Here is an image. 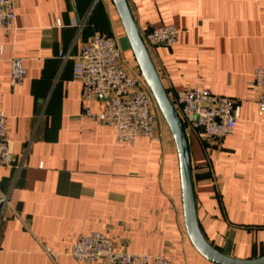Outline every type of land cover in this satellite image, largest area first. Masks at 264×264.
Segmentation results:
<instances>
[{
	"label": "crops",
	"instance_id": "1",
	"mask_svg": "<svg viewBox=\"0 0 264 264\" xmlns=\"http://www.w3.org/2000/svg\"><path fill=\"white\" fill-rule=\"evenodd\" d=\"M127 1L141 34L178 31L172 47L147 48L169 97L198 87L238 107L219 148L186 130L196 211L216 250L237 260L263 257L264 125L249 84L264 66V0ZM95 35L115 39L127 69H137L111 0H17L13 29L0 32V112L12 155V165L0 168L9 205L0 213V264H83L71 247L94 232L116 252L211 264L188 239L177 152L160 112L159 140L133 145L116 144L111 127L85 115L84 108L99 115L104 102H82L72 68ZM13 59L25 71L19 85L10 81Z\"/></svg>",
	"mask_w": 264,
	"mask_h": 264
},
{
	"label": "built area",
	"instance_id": "2",
	"mask_svg": "<svg viewBox=\"0 0 264 264\" xmlns=\"http://www.w3.org/2000/svg\"><path fill=\"white\" fill-rule=\"evenodd\" d=\"M17 0H0V32L13 29L16 19ZM55 26L60 28V21ZM72 26L82 28L76 20ZM147 48L172 47L178 36L173 26L149 29L141 34ZM63 60L68 55L61 56ZM20 59L11 60L10 81L19 85L24 78ZM74 81L80 83L81 100L89 103L103 100L104 108L99 115H85L111 127L116 144L133 145L137 139L150 142L159 140L156 135L155 110L158 108L138 68L128 70L122 52L113 38L95 35L82 45L72 68ZM256 95V106L264 125V66L257 67L249 84ZM185 130L200 133L209 149L219 148L223 140L234 130L238 107L229 98L215 96L198 87L185 88L170 97ZM8 119L0 112V168L12 165L10 146L6 139ZM7 197L0 189V213L8 208ZM48 252V251H47ZM70 256L83 264H170L162 256L135 255L116 252L113 241L94 232L80 236L71 247Z\"/></svg>",
	"mask_w": 264,
	"mask_h": 264
},
{
	"label": "water",
	"instance_id": "3",
	"mask_svg": "<svg viewBox=\"0 0 264 264\" xmlns=\"http://www.w3.org/2000/svg\"><path fill=\"white\" fill-rule=\"evenodd\" d=\"M119 16L131 53L153 100L173 139L178 164L182 213L188 239L194 250L211 264H264V256L237 260L212 247L204 238L196 211L190 150L186 130L164 88L161 78L142 39L127 0H111Z\"/></svg>",
	"mask_w": 264,
	"mask_h": 264
},
{
	"label": "rangeland",
	"instance_id": "4",
	"mask_svg": "<svg viewBox=\"0 0 264 264\" xmlns=\"http://www.w3.org/2000/svg\"><path fill=\"white\" fill-rule=\"evenodd\" d=\"M160 115H161V114H160ZM161 121H163L164 125L166 126V124H165V122H164V120H163L162 116H161Z\"/></svg>",
	"mask_w": 264,
	"mask_h": 264
}]
</instances>
